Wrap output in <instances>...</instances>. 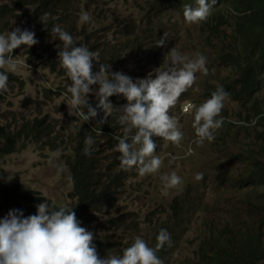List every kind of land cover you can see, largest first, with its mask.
Here are the masks:
<instances>
[{"label": "trees", "instance_id": "trees-1", "mask_svg": "<svg viewBox=\"0 0 264 264\" xmlns=\"http://www.w3.org/2000/svg\"><path fill=\"white\" fill-rule=\"evenodd\" d=\"M74 1L16 0L12 8L8 4H2L0 5V34L8 33L15 28L34 32L38 43L31 48L22 46L14 50V53L19 55L23 50L26 55L29 56L30 54L28 57L30 62H35L37 59L45 60L48 57L46 66L54 68L59 58L56 51V41L51 34L52 26L55 23L53 10L58 9L63 4L66 8L61 11L60 17L73 16L76 8L83 9L86 5L81 6ZM153 2L157 6L173 10L184 9L185 6H197L196 0H153ZM22 10H25V14L13 15V13H19ZM9 11L12 14H9ZM177 13L184 18L183 10H179ZM44 14H48L46 24L42 23L40 19ZM209 15L211 16L210 22L194 23V28L198 25L199 29L198 44L204 48H211L212 53L216 54L215 58L219 60L217 65L220 66L217 72L210 70L204 76L205 82L208 84L206 96L208 99L211 98V93L220 85L229 93V101L234 102L239 107L234 118H231L227 112L222 114L224 124L217 130L219 135L215 142L218 148L225 151V157L231 156V146H236L239 154L240 152L245 154L249 151V156L238 160L245 165L243 173L239 175L237 172H233L229 174L228 180L231 182V186L240 189H252L253 192L247 197L249 202L256 197L264 200V194L260 193L256 196L258 191L264 190V0H218L216 5L210 8ZM179 28L185 36L190 34L191 28L188 26ZM69 31L71 29H68ZM79 39L82 41L81 38ZM83 42L84 44L87 42L85 45L93 52H98L99 49L103 48L102 46L97 48L90 41ZM111 43L113 42L111 41ZM151 57L152 54L149 52L146 61L151 62ZM103 60L111 61L110 53L108 57L101 56L98 58L99 62ZM95 63L96 61H93V71H95ZM223 70H227V72L220 73ZM9 76L10 74H8ZM14 80L19 79L11 77L10 84ZM110 100H112L110 103L113 106L120 102L127 104V100L123 96H113ZM186 100L187 97L183 98L174 111L179 113L182 110L183 101ZM89 103L95 108L98 101H89ZM114 110V114L112 112L107 117V127L95 126V122L99 121L97 117L88 121L94 124L95 128L103 129L104 132L110 134L108 137L111 148L117 147L114 141L116 134L119 136L116 137L117 140L123 138V127L119 123V116H117L121 114V110ZM84 111L87 113V108ZM97 112L102 116L105 115L102 109L97 108ZM35 121L32 123L23 122L18 131L13 128L12 131H4L9 130V127L4 128L3 125H0V154L9 155L16 152L24 144V141L21 142L17 139L23 133L30 137L29 142L39 143L41 141L54 146V149L57 150L59 147L64 149L71 146L73 155L67 159V164L71 170L74 185L70 194L73 202L64 206L52 205L53 203L39 192L25 191L19 184L4 185L0 182L2 208L4 207L8 213L12 210H20L24 217L35 215L37 205L44 203L45 200L50 207L57 210L60 207L73 209L80 226L92 233L95 232L93 233L95 237L93 243L101 258H107L111 251L112 254L122 256L123 249L129 247L134 242L135 237L126 243L123 239L117 242L112 240V235H106L100 230L103 227L105 232L113 233L116 229L125 227L120 216H116V214L104 215L106 207L118 201L119 195L122 194L123 189L128 184L122 180V177L127 173L124 174V170L120 168L117 157L112 159L110 165L107 162L101 164L97 159H108V157H103L100 152L96 151L94 143L89 148L91 154L85 155V138L89 135L80 133V129L77 130L78 135L75 138L73 133L71 135L63 132L62 137H55L59 141H56L55 138L46 141L45 135L49 133L48 131H52L53 124L50 123L49 127L42 125L39 119ZM84 127L89 126L84 125ZM242 134L244 135L243 139L240 138ZM202 198L199 187H196L194 192L187 190L186 195L178 194L170 204V211L166 219H158L154 222L152 238L145 240L150 247H155L156 237L161 229H166L171 237V246L166 244L157 253L163 264L170 261V257L174 251L183 245V238L186 237L192 239L198 247L192 256L193 264H264V203L253 205L258 230H255L252 225H247L245 231H237L223 224L221 213L210 216L211 218L206 217L203 224L198 226L197 229L201 230L199 237H196L192 235L193 222L201 212L199 204ZM205 210L212 211L211 208ZM152 215L154 213L147 215L151 221H153Z\"/></svg>", "mask_w": 264, "mask_h": 264}, {"label": "rangeland", "instance_id": "rangeland-1", "mask_svg": "<svg viewBox=\"0 0 264 264\" xmlns=\"http://www.w3.org/2000/svg\"><path fill=\"white\" fill-rule=\"evenodd\" d=\"M15 1L0 0V5L8 4L12 8ZM74 2L79 3L81 6L86 5L83 9L76 8L73 16H67L66 18L60 17L61 11H64L66 8L65 5H60L58 9L53 10L54 25L59 24L67 32L68 29H71L68 33L73 36L74 42L78 46L84 44L83 41H90L97 48L102 46L103 48L98 51L99 58L101 56L108 57L110 53L112 61L103 60L101 62L98 61L99 63L96 62L95 71L93 72L99 71L100 63H109L111 65L110 71L114 72L117 70L127 76L130 75L129 77L134 82L144 77L147 78L150 73L155 77L154 73L156 69L161 66L166 67V64H164L165 58L174 47L181 54L190 55V58H194V54L196 53L204 55L207 58L206 67L208 71L217 72L220 68L217 65L219 60L215 58L216 54L212 53V49L209 47L204 48V50L200 48L198 44V25L194 28V24L190 26L186 22L191 30L189 36H185L182 30L175 24L174 19H172L171 10L157 6V4L155 5L153 0H90V2L89 0H75ZM82 11L90 15V22L85 24L79 23ZM8 13L12 14L10 11ZM20 14H25V10L13 13L15 16ZM145 16L146 18H144ZM148 18H150V21H148ZM151 21H154L153 24H151ZM149 29H152V32ZM164 33L168 34V41L164 47H156L158 40L163 38ZM182 42L185 44H182ZM57 43L56 47L58 46V50H60L62 44L60 41ZM85 44L83 46L88 48ZM148 52L152 54L151 62H147L144 57L147 56ZM13 58L17 61V69L15 72L8 71L6 74L13 75L19 80H14L12 84L8 80L7 90H0V93H2V97H0V125H3L4 128L9 127V130L4 131H12V128H20L23 122L39 119L42 125L50 127V123L53 124L52 131H48L49 133L45 135L46 141L56 136H61L63 132L70 133L71 135L73 133V137H77V130H82L84 119L80 115H69L67 103L71 94L67 92V88L71 84V81L66 74H63L66 73L65 70L59 67V63H57L54 69L47 67L45 64L48 59L40 60V63L37 61L30 63L25 57H16L14 52ZM49 60L51 61L52 59ZM0 71L5 70L0 69ZM196 76V83L190 88L192 97L183 102V104L192 102L196 105L194 100L202 99V85L205 75L198 72ZM213 76L216 77L215 75ZM98 87V85L92 86L93 93L98 90ZM184 97L188 98V96ZM180 98L177 103H180ZM88 99L96 100V96L89 94ZM123 106L125 105H122L121 111ZM224 108L237 111V106L228 101L224 103ZM170 115L178 118L184 138L180 145L176 146L171 142L164 141L162 138L153 137L157 144L156 154L163 158V166L157 174L140 177L135 169L130 172L124 171L128 175L125 174L122 180L125 183L129 182L125 189H123L122 194L119 195V202L117 201L115 204L108 205L104 215L112 216L116 214V216H120L121 220L125 223V227L116 229L113 233L110 231L105 232L103 227L100 228L104 234L112 235L113 241L123 239L126 243L137 236H140L144 240L151 239L154 232V222L158 219H166L172 200L178 194L186 195L187 190L194 192L200 184L201 181L195 180V174L193 173L203 171L205 167L209 176L214 180L216 171L212 167L207 168V165L212 166L221 156L213 152L208 141H205L202 145L194 143L192 146L194 156L187 155L191 140L196 136L192 127H190L191 118L186 117L182 119L171 110ZM92 132L93 130H88L90 135L95 136L93 140L96 151L100 152L103 157H108V159L101 158L97 160L101 164L107 162L108 165L116 157L119 160L120 153L114 150L116 147L111 148L109 146L110 139L108 136L110 134L101 129H96L95 133ZM122 133L124 136L123 129ZM24 137L23 134H20L17 139L23 142ZM116 137H118L117 134L114 137V141L118 145L119 140ZM240 138L243 139L244 135L242 134ZM56 141L59 140L56 139ZM56 152L59 155L53 156V153ZM231 153L239 154L236 146H231ZM246 153L249 156V151ZM71 156V146L64 149H60L59 147V150H57L48 143L39 142L37 144L31 141L28 143L27 148L20 149L0 162V182L4 185L21 184L26 189L38 191L55 205H69L73 202L70 194L74 188L71 172L67 164V159L71 158ZM171 157H177V159L172 161ZM49 159H52V164L48 163ZM225 166L229 174L242 172L245 167L241 161H234L233 159H229ZM173 171L182 178L183 183L178 188L169 189L167 194H165L163 192L161 176L170 174ZM230 187L231 183L229 182L224 185L220 184L218 195H222L223 199L221 203L216 204L213 201L210 202V198L205 195V193L208 194L207 186H205L203 199L207 200L211 210L215 211L214 215L218 214V210L216 209L222 210L228 200L236 195V192L228 189ZM202 189V187H199L201 192H203ZM205 202L204 200L201 201L199 204L200 209H206L207 204ZM2 205L3 203L0 198V219L8 215L3 210L4 207L2 208ZM150 213H154L152 215L153 221L147 218V215ZM199 222L200 220L197 219V226ZM188 239L187 237L183 238V245L174 251L170 257V261L166 264L194 263L192 256L198 247L196 243Z\"/></svg>", "mask_w": 264, "mask_h": 264}, {"label": "clouds", "instance_id": "clouds-1", "mask_svg": "<svg viewBox=\"0 0 264 264\" xmlns=\"http://www.w3.org/2000/svg\"><path fill=\"white\" fill-rule=\"evenodd\" d=\"M217 2L218 0H196V7L185 6L183 15L186 22L193 24L205 21L210 8ZM40 19L46 24L48 14H44ZM90 20V15L82 11L79 23L85 24ZM51 34L56 44L58 41L62 44L60 50L56 47L58 63L71 81L67 88V92L71 94L67 103L70 116L80 115L84 121H89L97 117L99 108L105 112V120L101 121L104 123L114 111L110 97L123 96L127 100L119 114L124 136L119 139L115 149L120 153L119 163L122 170L130 172L135 169L140 177L154 175L160 171L163 158L156 154L157 144L153 137L162 138L176 146H179L184 138L179 120L170 115V110L182 119L190 117V127L197 137L195 143L202 145L208 141L213 152L218 154V145L215 142L219 135L217 130L224 124L221 115L224 103L230 102L229 93L223 86L218 85L211 93V98L199 106L183 104L179 113L174 111L179 97L196 83V74H208L207 58L204 55L196 53L194 58H190L174 47L165 58L166 67L161 66L155 70V78L150 73L147 78L133 82L132 78L123 72L110 71V64L100 63L99 71L93 72V61L99 63V53L84 46H77L73 36L59 24L52 26ZM167 41L168 34L164 33L156 47H164ZM37 43L35 33L29 30L15 28L0 34V69L5 70L0 71V90H7L9 77L6 73L15 72L17 69V61L13 58L14 50L22 46L31 48ZM16 57H25L28 60L23 50ZM93 85L99 86L94 93ZM89 94H94L97 98L95 108L89 103ZM235 105L238 111L239 107ZM193 108L195 112H191ZM93 143L91 136L85 138V155L91 154L89 148ZM192 154V149L189 148L187 155ZM58 155V152L53 153V156ZM219 155L221 158L212 166L207 165V168L215 169L214 179L217 183L207 186L208 194L204 192L205 187H202V196L204 193L206 196L217 195L220 184L231 183L225 164L234 154L231 153L229 157H225V154ZM246 156V153L235 155L238 159ZM176 159L177 157H171L172 161ZM52 162V159H49L48 163ZM242 173L243 171L238 174ZM193 174L197 181L203 178L211 179L205 167L203 171ZM161 180L165 194L169 189L178 188L183 183L175 171L162 175ZM3 210L8 215L0 219V264H163L157 253L166 244L170 247L172 243L168 231L161 229L154 248L137 236L129 247L123 249L122 256L112 254L111 251L107 258H101L93 243L94 234L80 226L73 209L60 207L57 210L50 207L45 200L37 205V213L28 217H24L20 210H12L9 213L6 209Z\"/></svg>", "mask_w": 264, "mask_h": 264}, {"label": "bare ground", "instance_id": "bare-ground-1", "mask_svg": "<svg viewBox=\"0 0 264 264\" xmlns=\"http://www.w3.org/2000/svg\"><path fill=\"white\" fill-rule=\"evenodd\" d=\"M88 2V1H87ZM90 2V1H89ZM149 4V3H148ZM163 4V3H162ZM110 5V4H109ZM147 9V8H146ZM165 9H170L171 10V14L173 15L172 16V19H174V21H175V24L178 26V27H186V26H188L189 27V25L190 26H192V24H189V25H187L186 24V20L184 19V18H182L180 15H178V11L179 10H183V8H178V9H176V10H173V9H171V8H165ZM168 13V12H167ZM146 14H148V13H146ZM145 14V15H146ZM150 15V14H149ZM164 16V15H163ZM144 18H146V16L144 17ZM149 20L148 21H150V18H148ZM152 19V18H151ZM159 19V18H158ZM157 19V20H158ZM147 20V19H146ZM156 20V21H157ZM171 20V19H170ZM206 22H210L211 21V16L208 14V17H207V19L205 20ZM152 22V21H151ZM154 22V21H153ZM153 22L151 23V24H153ZM160 22V21H159ZM145 23V22H144ZM156 23V22H155ZM154 23V24H155ZM170 23V22H169ZM147 24H149V23H147ZM168 24V23H167ZM166 24V25H167ZM194 24V23H193ZM106 25V24H105ZM170 25V24H169ZM195 25V24H194ZM101 26V25H100ZM144 27V26H143ZM150 27H151V25H150ZM153 27V26H152ZM146 29H148V28H146ZM150 30V29H149ZM152 30V29H151ZM150 30V31H151ZM102 31V30H101ZM105 31V30H104ZM155 31V30H154ZM153 31V32H154ZM142 32H143V30H142ZM152 32V31H151ZM96 33V32H95ZM100 33V32H99ZM143 33H145V32H143ZM156 33V32H155ZM93 34V33H92ZM158 34V33H157ZM156 35V34H155ZM157 36V35H156ZM189 36V35H188ZM150 37H152V36H150ZM191 37V36H190ZM194 37H195V35H194ZM154 38V37H153ZM152 39V38H151ZM194 39V38H193ZM196 39V38H195ZM149 40V39H148ZM158 40V39H157ZM150 41H152V40H150ZM190 41H192V40H190ZM189 41V42H190ZM198 41V40H197ZM182 44H185L184 42H182ZM186 44H188V43H186ZM194 45H195V43H193ZM190 46V45H189ZM123 47V46H122ZM190 48V47H189ZM192 48V47H191ZM194 48V47H193ZM200 48L201 49H203L204 50V46H200ZM184 49H185V47H184ZM198 49V48H197ZM121 50H122V48H121ZM20 51V50H19ZM22 51V50H21ZM184 51V50H183ZM185 51H186V49H185ZM191 51V50H190ZM190 51H188V52H190ZM123 52V51H122ZM131 52H133L132 50H131ZM26 53V52H25ZM123 54V53H122ZM149 54V52L146 54V55H148ZM187 55V54H186ZM195 55V54H194ZM28 56V55H27ZM29 56H30V54H29ZM28 56V57H29ZM119 56H121V55H119ZM118 56V57H119ZM190 56V55H189ZM32 57V56H31ZM146 59H147V56H144ZM170 58V57H169ZM30 59V58H29ZM33 59H35V58H33ZM47 59H48V57H47ZM123 59V58H122ZM32 60V59H31ZM43 60V59H42ZM170 60V59H169ZM48 61V60H47ZM112 61V60H111ZM28 62H30V61H28ZM37 62L38 63H40L41 61L39 60V59H37ZM44 62V61H43ZM56 62V61H55ZM115 62V61H114ZM117 62H118V60H117ZM122 62V61H121ZM53 63V62H52ZM49 64V63H48ZM106 64H109V63H106ZM42 65V64H41ZM46 65V64H45ZM51 65H53V64H51ZM57 65V64H56ZM52 67H54V66H52ZM60 67V66H59ZM54 69V68H53ZM58 70V69H57ZM61 70V69H60ZM115 70V69H114ZM137 70V69H136ZM135 71V70H134ZM57 72H59V71H57ZM62 72V71H61ZM114 72H119V71H117V70H115ZM227 72V70H223V71H221L220 73H226ZM63 74H66V73H63ZM132 74H133V72H132ZM135 74H138V73H135ZM129 75V74H128ZM141 75V74H140ZM148 75V74H147ZM130 76V75H129ZM135 76V75H134ZM144 76V75H143ZM11 77H15V76H13V75H10L9 76V79L8 80H11ZM139 77V76H138ZM135 78V77H134ZM153 78H155V77H153ZM139 79V78H138ZM142 79H145V77L144 78H142ZM134 80H136V79H134ZM134 82V81H133ZM211 83H213V82H211ZM199 84H200V82H199ZM207 87H208V84L205 82V78H204V81H203V85H202V89H203V94L201 95V97H202V99L201 100H194V102L196 103V105H194V103H192V102H186V103H184V105L185 106H187L188 104H191V105H194V106H199L200 104H202L204 101H206L208 98H207V96H206V89H207ZM184 96H188V98H187V100L189 99V98H191L192 97V93H191V91H190V89L188 90V91H186V92H184L180 97V101H182L183 100V98H185ZM111 98V97H110ZM89 101H96L97 100V98H96V100H91V99H88ZM186 100V101H187ZM110 101H112V100H110ZM184 102V101H183ZM122 105H126V104H124V103H122V102H120L119 104H117V105H114L113 106V109H116V110H121V107H122ZM124 107V106H123ZM123 109V108H122ZM100 110V109H99ZM115 111V110H114ZM98 112H100V111H98ZM113 112V111H112ZM118 112V111H117ZM191 112H195V108H193L192 110H191ZM229 113L230 114V117L231 118H234L235 116H236V112L234 111V110H232V109H229V108H223V110H222V114L223 113ZM233 112H235V114H233ZM102 113V112H101ZM105 113V112H104ZM120 113V112H119ZM103 114V113H102ZM113 114H114V112H113ZM221 114V115H222ZM114 116V115H113ZM116 116V115H115ZM117 116H119V115H117ZM97 118L99 119V121H96L95 122V126H97V125H99V127L100 126H103V128L104 127H107V123L106 122H104V123H101V121H104L105 120V115H101L100 113H98V115H97ZM35 120H37V119H33L32 121H31V123L32 122H34ZM111 120V119H110ZM114 120V119H113ZM36 122V121H35ZM46 122V121H45ZM94 122V121H93ZM92 122V123H93ZM112 123V122H111ZM116 124H117V122H116ZM33 125V124H32ZM84 125H88L89 127H82V130L80 131V133H83V134H88L89 136H91L92 137V135H90V133H87V131L89 130V131H91V130H93V132L95 133V131H96V129L97 128H95V126H94V124H91V123H89L88 121H84ZM112 125V124H111ZM117 126V125H116ZM115 126V127H116ZM111 127V126H110ZM106 129V128H105ZM108 129V128H107ZM110 129V128H109ZM114 129V128H113ZM15 131H18V130H20V128H16V129H14ZM97 130H100V129H97ZM103 130V129H102ZM111 130H112V128H111ZM119 130V129H118ZM31 131V130H30ZM106 131H108V130H106ZM85 134V135H86ZM115 134V133H114ZM23 136H25L24 137V144H22L17 150H16V152H18L20 149H25V148H27V146H28V142L30 141V137H28L27 135H25L24 133H23ZM119 137V136H118ZM92 138H95V136L94 137H92ZM196 139H197V137L195 136L192 140H191V144H190V148L192 149V146L194 145V143H195V141H196ZM41 142V141H40ZM38 144V143H37ZM16 152H14V153H16ZM14 153H12V154H14ZM192 153H193V151H192ZM241 153V152H240ZM12 154H9V155H6L5 153H1L0 154V162L1 161H3L4 159H6V158H8V156H10V155H12ZM218 154H225V151L224 150H221L220 148H218ZM73 155V154H72ZM190 156H194L193 154L192 155H190ZM237 156V155H236ZM73 158V157H72ZM234 161H238L239 159L237 158V157H235V155H234V157L232 158ZM243 159V158H242ZM119 161V160H118ZM70 165V164H69ZM69 167V166H68ZM70 167H71V165H70ZM70 169V168H69ZM71 171V170H70ZM126 172V171H125ZM125 172H124V174H125ZM134 174V173H133ZM137 174V173H136ZM128 175V174H127ZM136 176V175H135ZM130 177V176H129ZM129 182V181H128ZM217 183V181L214 179V180H212V178L211 179H206V178H203V180H201V182H200V184L198 185V187H205V186H211V185H214V184H216ZM8 185V184H7ZM11 185H14V184H11ZM20 186H21V184H19ZM203 185V186H202ZM22 187L24 188V190L25 191H34V190H32V189H26L23 185H22ZM229 190H232V191H234V192H236V195L232 198V199H230V200H228V202L224 205V208L222 209V210H219V209H216V210H218V215H220L221 213H222V221H223V224H225V225H228V226H230V227H232L233 229H235V230H237V231H241V232H243V231H245V229H246V226L247 225H252V227L255 229V230H258V222H257V218H256V216L254 215V212H253V205H255V204H263L264 203V200H263V198H259V197H256L254 200H251L250 202L247 200V197L249 196V194H251L253 191H252V189H250V188H248V189H240V188H238V187H235V186H231L230 188H228ZM36 192H38V191H36ZM264 194V190L263 191H258V193H256V196H258L259 194ZM39 194V193H38ZM207 197H209V196H207ZM213 198V199H211V198ZM209 198H210V202L211 201H213V203H216V204H219V203H221V201H222V199H223V196L222 195H214V196H210ZM120 198V197H119ZM202 200H204V201H206L205 202V204H207L206 205V209L207 208H210L209 207V204H208V201L207 200H205V199H201V201ZM201 201H200V203H201ZM51 202V201H50ZM115 202V201H114ZM119 202V201H118ZM114 204V203H113ZM119 206V205H118ZM110 207V206H109ZM126 207V206H125ZM126 209V208H125ZM113 210V209H112ZM121 210V209H120ZM119 210V211H120ZM199 210L201 211L199 214H198V218L197 219H199L200 220V222H199V224H198V226H200L201 224H203V221L206 219V217L207 218H211L210 216H215L214 215V212L215 211H207V210H203V209H200V207H199ZM106 211V210H105ZM112 213V212H111ZM119 213V212H118ZM121 214V213H120ZM111 216V215H110ZM126 216V215H125ZM134 216V215H133ZM105 217V216H104ZM114 217V216H113ZM124 217V216H123ZM106 218V217H105ZM110 218V217H109ZM197 219L196 220H194V222H193V236H196V237H199V234H200V230L201 229H197L198 228V226L196 225L197 224ZM203 229V228H202ZM93 233H95V232H93ZM189 241H191L190 239H188ZM117 242H118V240H117ZM193 242V241H192Z\"/></svg>", "mask_w": 264, "mask_h": 264}]
</instances>
